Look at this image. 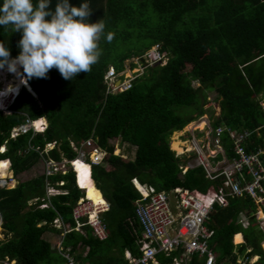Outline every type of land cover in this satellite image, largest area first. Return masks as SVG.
<instances>
[{
	"label": "trees",
	"instance_id": "16d2710c",
	"mask_svg": "<svg viewBox=\"0 0 264 264\" xmlns=\"http://www.w3.org/2000/svg\"><path fill=\"white\" fill-rule=\"evenodd\" d=\"M57 2L51 0V9ZM82 3H88L92 11L88 22L102 19L105 23L99 62L72 81L63 79L56 69L49 71L47 79L24 76L26 83L17 76L33 95L19 87L9 105L11 113H0V145H4L0 160H8V170L16 177L39 161V153L32 148L42 151L45 143L54 142L41 156L71 160L76 153L70 142L77 146L91 137L105 154L99 163L89 165V176L88 170L79 167L77 184L87 198L96 191L107 202V210L100 215L107 236L94 238L87 226L82 232L71 229L70 209L82 191L69 168L48 177L56 189L49 196L45 177L38 174L16 181L11 188H0L4 235L0 261L10 264H63L64 258L56 251L53 254L51 243L42 237L44 232L60 234L53 226L56 218L68 229L60 236V248L77 264H126L124 251L138 256L140 230L133 205L138 192L131 179L165 193L174 187L198 196L213 192L220 176L208 179L199 165L181 173L178 166L186 158L174 156L168 146L172 131L204 113L206 92H214L218 106V114L210 116L212 127L253 130L250 144L260 142L255 129L263 120L257 98L264 93V0H69L71 6ZM109 32L114 33L110 43ZM20 38L11 27H0V42L11 58L19 54ZM152 45L164 53L163 64H144L142 55ZM131 57L138 58L142 72L126 90L107 92L105 71L110 66L121 71ZM134 65L130 61L128 66ZM41 117L46 122L42 132L8 138L12 126L25 118ZM259 132L264 135L262 129ZM111 139L132 146V158L114 154ZM220 141L230 156L225 131ZM59 180L62 184L55 185ZM239 214L246 219L244 224L237 221ZM205 225L212 230L207 244L216 262L234 264L237 257L255 255L251 264H264V218L255 212L249 197H227L224 206H214ZM232 238L240 243L234 244ZM172 255L156 257L164 264ZM188 264H202V259L192 255Z\"/></svg>",
	"mask_w": 264,
	"mask_h": 264
},
{
	"label": "built area",
	"instance_id": "2783aa9c",
	"mask_svg": "<svg viewBox=\"0 0 264 264\" xmlns=\"http://www.w3.org/2000/svg\"><path fill=\"white\" fill-rule=\"evenodd\" d=\"M153 53L156 59L153 63L160 62L164 58V53L158 52L157 48ZM160 53L163 55L161 58H157ZM142 57L146 61L145 56L142 55ZM120 78L112 67L105 72L103 82L106 91L113 93L126 90L133 79L120 80ZM0 93H3L2 87ZM15 93L0 96V113L3 115L11 113L9 105ZM31 94L33 95L32 92ZM257 102L263 118L262 123L255 129V137H260L259 143L250 144L248 138L253 130L235 131L220 125L212 127L211 119L204 121L201 128H188L184 132L187 138L175 137L183 144L179 146L181 151L179 153L172 149L174 156L193 153L195 159L194 164L188 162L179 165L180 172L184 173L186 169L200 165L208 179L220 176V184L213 192L198 196L181 187H174L165 193L162 190L156 191L150 185L138 183L136 179H131L133 187L138 192V197L133 201V205L134 216L140 230L137 239L139 254L133 257L128 251H124L123 257L126 264H161L156 255L161 254L168 257L170 253H173L170 261H166L164 264H188L192 255L202 259V264H224L215 261L214 252L208 247L207 242L212 230L208 229L205 223L210 213L214 211V206H224L227 203V197L242 195L249 197L254 203L255 212L264 218L262 210L264 208V135L259 132L261 129L264 131V93L258 96ZM45 126L44 119L25 118L21 124L9 129L8 138H14L18 134L29 131L32 134L42 132ZM223 131L228 134L232 153L230 156L225 153L220 141ZM186 141H190L189 148L183 146ZM53 145L54 142L45 143L42 151L37 146L32 148L40 155L39 162L42 169L41 174L45 177L46 196L56 191L49 185L48 177L57 172L63 174L67 162L73 165L76 160H82L90 164H97L105 154L104 150L89 137L80 141L77 146L70 142V147L76 153L75 159L72 161L65 159L55 161L42 157L41 153H45ZM3 151L4 145L1 144L0 153ZM0 162L3 163V168H0V188L13 187L16 180L8 170V160L2 159ZM75 182L77 184L76 176ZM61 184L60 180L55 182V185ZM9 185L11 186L9 187ZM77 186L79 185L77 184ZM169 195H171V199L168 197ZM44 206L46 204L40 205V207ZM107 208L108 204L105 200L101 203H94L86 197L84 190L82 196L76 199L70 209V216L74 223L73 229L81 232L82 227L87 226L94 238L105 239L107 232L100 215ZM239 221L245 222L243 218H240ZM53 224L56 227L61 226L58 218L54 219ZM64 232L66 230H63ZM0 240H2L1 228ZM57 247L58 252L64 258L63 264H77L70 254L59 246ZM251 262L249 258L240 257L235 260L234 264H250ZM3 263L10 264L0 261V264Z\"/></svg>",
	"mask_w": 264,
	"mask_h": 264
},
{
	"label": "clouds",
	"instance_id": "9594fccd",
	"mask_svg": "<svg viewBox=\"0 0 264 264\" xmlns=\"http://www.w3.org/2000/svg\"><path fill=\"white\" fill-rule=\"evenodd\" d=\"M91 14L92 11L88 3H82L76 7L71 6L69 0H58L54 10L51 9V0H0V27H11L12 30L21 35L17 44L19 54L15 58L10 57L6 45L0 42V70H6L20 76L19 70L22 68L26 79H47L49 71L56 69L63 79L71 81L81 72L89 73L102 55L99 42L105 29V23L102 19L95 23L88 22ZM113 39L114 33H107V42L110 43ZM21 82L26 83V80ZM21 86L31 93L28 90V85H20L19 87ZM12 91L14 89L9 85L3 93H0V96ZM175 131L178 130L172 132ZM169 142L170 139L168 146ZM74 159L75 157L66 161ZM82 162L89 169L90 163ZM68 168L73 172L74 183L77 186L74 165L67 162L65 171ZM77 188L83 194L84 189L79 186ZM240 218H243L241 214L238 215V222H240ZM244 220L246 222V219L243 218ZM53 226L55 225L53 224ZM56 228L61 230L59 237L62 236L65 229L62 226ZM59 242L55 245L56 252H58L57 246L60 247Z\"/></svg>",
	"mask_w": 264,
	"mask_h": 264
},
{
	"label": "rangeland",
	"instance_id": "374dc122",
	"mask_svg": "<svg viewBox=\"0 0 264 264\" xmlns=\"http://www.w3.org/2000/svg\"><path fill=\"white\" fill-rule=\"evenodd\" d=\"M157 45H152L149 49H147L143 56H145V60L144 61L146 65H150V64H153L154 60L155 59V54L153 53L155 51V49L157 48L156 47ZM163 55V53H160V55L157 57V58H161V56ZM164 58L161 59L160 61V64H163L164 62ZM132 62V63H135L134 67H129V62ZM111 68V67H110ZM108 68L107 71L110 69ZM188 68V66L186 67V69ZM142 69H143V66H141V64L139 63L138 61V58L136 57H131V58H128L124 61L123 63V69L118 73V76H120V80H126L127 78H134L136 75L138 76L141 72H142ZM21 75L20 77H22L24 79V75L22 73V68L19 70ZM106 71V72H107ZM118 78V77H117ZM17 82V83H15ZM19 84H21L19 81H18V77L15 76L14 74L12 73H9L7 72L6 70H0V88L2 87V91L5 90V88L9 85L12 86V88L15 90L16 87L19 86ZM192 85L193 86H197V83L195 82H192ZM6 88V89H7ZM12 92H8L7 94H11ZM206 98L208 99L207 103L204 105V108H206V110L204 111V113H202L201 115L193 118V120H191L190 122L186 123L181 129L180 131H175L174 133L172 132L170 135H169V138L170 139V143H169V148L172 150V143L173 142H178V143H181L179 142L178 140L175 139L176 136H178V138H187L185 137L186 136V130H188V128H194V127H197V128H201L202 125H203V122L204 121H207L208 119H210V116H216L218 114V106H217V101H216V96L214 94L213 91H210V92H206ZM210 109H211V112H210ZM184 111H187V109H183ZM177 133H179V135H177ZM190 141H186L185 146L186 148H189L188 146L190 145L189 144ZM110 143L113 144L114 146V149H113V152L115 154H119L122 158H126V159H131L132 158V155H133V147L132 146H129V145H125V144H120L118 142L117 139H111L110 140ZM183 144V143H181ZM178 153V152H177ZM186 159H184L182 156L181 158V162L183 161V163H192L194 164V161L195 159L193 157L190 156V154L186 153L185 155H183ZM41 164L40 162H37L35 165H33L32 167H30L28 170H26L25 172H22L20 174H18L15 178L16 181H22V180H26V179H29L33 176H36L38 174H41ZM11 185H9L10 187ZM90 194V193H88ZM92 196H94V198H96V200L98 201H102L101 200V197H100V194L98 193V195H96L95 193H92ZM170 199H171V195L168 196ZM56 227V226H54ZM2 233V238H4V235H3V232ZM60 234H56V233H51V232H44L42 234V237L46 240H49L51 242V246H52V249L53 250H56L55 248V245H57V243L59 242L60 240V237H59ZM52 253L54 254V251H52ZM254 260V257H251V261Z\"/></svg>",
	"mask_w": 264,
	"mask_h": 264
},
{
	"label": "bare ground",
	"instance_id": "6f19581e",
	"mask_svg": "<svg viewBox=\"0 0 264 264\" xmlns=\"http://www.w3.org/2000/svg\"><path fill=\"white\" fill-rule=\"evenodd\" d=\"M15 83H17V82H15ZM7 88V87H6ZM6 90V89H5ZM5 90H3V91H5ZM28 90H30V88L28 87ZM31 91V90H30ZM38 123V122H37ZM36 123V124H37ZM181 145V143H178V142H173L172 143V149L173 150H175L176 152H181L180 151V146ZM76 163H77V165H76ZM73 165H74V169H75V173L76 172H80L79 170V167H84L85 168V170H88V166L84 163V162H82L81 160H76L74 163H73ZM0 168H3V163L1 162L0 163ZM1 175L3 176L4 174H3V172L1 173ZM88 196H89V198L94 202V203H100L98 200H96V198H94V196H92V192H90V194H88ZM102 200V199H101ZM103 201V200H102Z\"/></svg>",
	"mask_w": 264,
	"mask_h": 264
},
{
	"label": "crops",
	"instance_id": "0c3cea01",
	"mask_svg": "<svg viewBox=\"0 0 264 264\" xmlns=\"http://www.w3.org/2000/svg\"><path fill=\"white\" fill-rule=\"evenodd\" d=\"M20 85H22V83L19 84V86H20ZM19 86H18V87H19ZM18 87H16V89H15L14 91H12V92H15V91L18 89ZM3 92H4V91H3ZM10 188H11V187H10ZM93 193H95L96 195H98L99 192L93 191ZM99 202H100V201H99ZM101 202H102V201H101ZM101 202H100V203H101ZM236 234H239V235H240V242H242L241 234H240V233H236ZM48 241H49V240H48ZM49 242H50V241H49ZM232 242H233V238H232ZM240 242H237V243L233 242V243H234V244H238V243H240ZM50 243H51V242H50ZM51 248H52V246H51ZM52 250H53V249H52ZM53 251H55V250H53ZM214 255H216V254L214 253ZM253 257H254V259L257 258V256H255V255H254ZM237 258H239V257H237ZM10 263H12V262H10Z\"/></svg>",
	"mask_w": 264,
	"mask_h": 264
},
{
	"label": "snow or ice",
	"instance_id": "6c2138e0",
	"mask_svg": "<svg viewBox=\"0 0 264 264\" xmlns=\"http://www.w3.org/2000/svg\"><path fill=\"white\" fill-rule=\"evenodd\" d=\"M41 123H43V122H41Z\"/></svg>",
	"mask_w": 264,
	"mask_h": 264
}]
</instances>
